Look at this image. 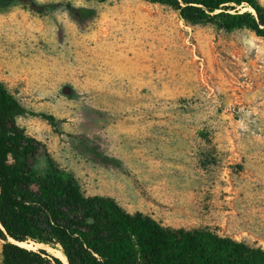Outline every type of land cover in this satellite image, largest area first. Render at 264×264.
<instances>
[{
    "label": "rangeland",
    "instance_id": "1",
    "mask_svg": "<svg viewBox=\"0 0 264 264\" xmlns=\"http://www.w3.org/2000/svg\"><path fill=\"white\" fill-rule=\"evenodd\" d=\"M0 80L59 120L18 119L38 176L49 156L87 197L264 246V38L144 0H2Z\"/></svg>",
    "mask_w": 264,
    "mask_h": 264
},
{
    "label": "trees",
    "instance_id": "2",
    "mask_svg": "<svg viewBox=\"0 0 264 264\" xmlns=\"http://www.w3.org/2000/svg\"><path fill=\"white\" fill-rule=\"evenodd\" d=\"M144 1L169 7L194 26L214 25L228 33L248 30L264 38L259 0ZM27 114L58 129L55 116L29 112L0 80L3 264H65L46 249L17 243L60 247L68 264H264V246L257 242L223 236L209 227H164L140 212L128 213L112 198L87 197L74 175L49 156L46 176H38L41 144L18 124Z\"/></svg>",
    "mask_w": 264,
    "mask_h": 264
},
{
    "label": "bare ground",
    "instance_id": "3",
    "mask_svg": "<svg viewBox=\"0 0 264 264\" xmlns=\"http://www.w3.org/2000/svg\"><path fill=\"white\" fill-rule=\"evenodd\" d=\"M0 227H1V224H0ZM17 244H19L22 247L31 249V250H36V249H34V246L33 245H36L37 247L39 246V248H45L49 252H51L52 254H54L55 256L59 257L65 264H67V259H66V257L64 256V254L61 251L54 250L51 247H48V246H45V245H40V244H35V243H32V245H30L29 243H17Z\"/></svg>",
    "mask_w": 264,
    "mask_h": 264
},
{
    "label": "water",
    "instance_id": "4",
    "mask_svg": "<svg viewBox=\"0 0 264 264\" xmlns=\"http://www.w3.org/2000/svg\"><path fill=\"white\" fill-rule=\"evenodd\" d=\"M0 228H1V229L4 231V229H3V227H2V226H1ZM18 245H19V244H18ZM41 249H45V248H41ZM46 250H47V249H46ZM67 264H68V261H67Z\"/></svg>",
    "mask_w": 264,
    "mask_h": 264
}]
</instances>
